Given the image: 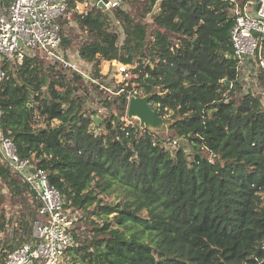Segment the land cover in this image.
Returning <instances> with one entry per match:
<instances>
[{"label":"trees","instance_id":"trees-1","mask_svg":"<svg viewBox=\"0 0 264 264\" xmlns=\"http://www.w3.org/2000/svg\"><path fill=\"white\" fill-rule=\"evenodd\" d=\"M69 2L59 22L64 51L72 55L66 26L75 21L86 35L75 55L90 75L101 76L102 61L134 65L123 91L100 89L38 51L20 65L0 62L1 132L91 226L90 236L73 234L80 245L68 263L264 264V107L242 91L230 41L232 9L244 0H119L86 14ZM90 87L111 111L104 119L86 109ZM130 87L151 94L189 153L164 147L160 132L123 125ZM0 181L32 194L1 157ZM6 246L0 264L15 247Z\"/></svg>","mask_w":264,"mask_h":264},{"label":"built area","instance_id":"built-area-1","mask_svg":"<svg viewBox=\"0 0 264 264\" xmlns=\"http://www.w3.org/2000/svg\"><path fill=\"white\" fill-rule=\"evenodd\" d=\"M73 11L86 14L94 5L89 0H74ZM119 4V0H107L103 9ZM71 13L69 0H0V62L2 65H20L25 56L38 51L46 59L57 62L70 72H75L90 80L95 86L111 93L128 85L134 65L107 60L106 72L100 70V77H93L78 58L67 54L62 47L60 20ZM234 24L230 30L233 59L236 61L237 81L244 93L259 96L264 107V0H244L232 9ZM113 66L112 74L109 66ZM109 75V77H108ZM6 72L0 68V81ZM114 87L110 88L108 81ZM231 83H229V86ZM131 96H143L130 87L126 96V108ZM164 115L162 117H167ZM1 117V110H0ZM169 117V116H168ZM127 120H125V119ZM123 125H134L138 121L126 116L120 117ZM142 130V129H141ZM177 139L164 140L162 145L172 150ZM0 157L25 182L32 197L39 202L37 217L33 223L31 239L11 251L3 264H70L64 263L67 252L79 246L73 235L76 221L74 211L66 207L60 191L48 180L47 173L32 165L31 159L21 158L11 138L0 130ZM34 172H31V168Z\"/></svg>","mask_w":264,"mask_h":264},{"label":"rangeland","instance_id":"rangeland-1","mask_svg":"<svg viewBox=\"0 0 264 264\" xmlns=\"http://www.w3.org/2000/svg\"><path fill=\"white\" fill-rule=\"evenodd\" d=\"M89 1H91L92 4H94L97 0H89ZM157 10H158V4L155 5L153 11L147 16V20ZM111 28L118 35V43H120L123 38L121 27L118 25L117 22H115L112 24ZM66 33L69 35L71 39V44L68 47L70 49L69 51L72 52L73 57L78 58L75 54H77L76 51L81 41L86 39L85 32L78 29V25L75 23V21H72L69 22L68 25L66 26ZM106 65L107 64L105 61L101 62L100 67L102 69V72H106L107 70V67H105ZM108 68H109L108 74H112L113 66L111 65ZM108 83L110 84V88H113L115 86L113 80L111 82L108 81ZM81 92L82 91H80V93ZM84 92L86 93L87 96L86 109L89 112L94 111L95 116L99 117L100 119H104L105 116H108L110 114L111 112L110 109H106L105 107L102 106L100 102L101 97L98 96V92L94 91L93 88L91 87ZM159 132L160 134H164L163 136L166 140L177 139L178 144L174 148L171 147L172 152L176 150L179 145H183L187 153L190 152V149L184 143H182L181 139L172 135V132L168 130L166 126H164L162 130H160ZM0 184L2 186L1 192L3 195V199L0 202V215L2 214L4 216L3 222L5 224L4 225L5 230L3 232H0V245H4V247L6 245H15L16 247L24 242H27L26 240L27 237L24 236L25 235L24 228L20 226L24 218H25L24 220L28 222V224L25 226V230L26 232L27 230L29 231L28 227L30 223L31 224L30 236L32 235L33 223L36 220L37 213L35 214L34 220L32 222H29L31 218L29 215H31L35 207L36 200L32 197V194H30L28 191L27 192L24 191L22 194L14 193L11 192L7 187H5L1 181ZM104 200L110 202L114 200V196H110V197L104 196ZM74 216L76 217L77 221H75L72 229L73 234L75 232H79V233L86 232L87 235H82V236H90V232H88V229H90L91 226L89 225V223H86L83 214L80 211H74ZM91 217L93 216L91 215ZM80 218L81 221L79 222ZM96 220L100 222V219L96 218ZM77 226H79L78 230H76ZM76 241L80 245V241L78 239H76ZM4 250L5 251L8 250L7 246L4 248ZM70 259H71V250L67 252L66 257L64 259V263H68Z\"/></svg>","mask_w":264,"mask_h":264},{"label":"water","instance_id":"water-1","mask_svg":"<svg viewBox=\"0 0 264 264\" xmlns=\"http://www.w3.org/2000/svg\"><path fill=\"white\" fill-rule=\"evenodd\" d=\"M107 0H101L98 5L103 8V4ZM151 94L143 96H131L127 108L126 116L129 119L137 120L139 128L149 130L151 132H159L164 126L168 127L172 124V120L168 117H162L156 113L150 104ZM96 123L98 120L94 117ZM31 168V172H34Z\"/></svg>","mask_w":264,"mask_h":264}]
</instances>
